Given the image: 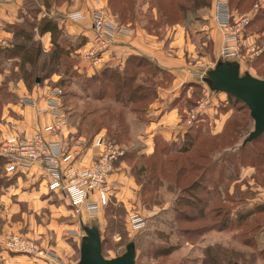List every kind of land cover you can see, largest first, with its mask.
<instances>
[{
    "label": "rangeland",
    "instance_id": "obj_1",
    "mask_svg": "<svg viewBox=\"0 0 264 264\" xmlns=\"http://www.w3.org/2000/svg\"><path fill=\"white\" fill-rule=\"evenodd\" d=\"M45 1L58 6L74 0H34L33 4L26 0L23 18L15 25L23 33L7 45L0 44L4 47L0 49V123L6 121L5 112L20 120L12 104H25L21 97L26 96V89L45 86V98L50 89L59 91L64 113L65 125L54 136L68 145L82 140L84 163L96 157L97 148L91 144L98 134L115 142L124 154L114 162L106 203L93 213L88 207L72 206L60 190H50L41 169L5 174L0 166V257L26 255L8 249L4 243L8 237L20 236L49 248L54 264H76L83 226H88L98 229L105 258L123 254L131 241L135 264H212L206 263L207 255H221L223 249L230 253L231 262L243 263L246 258L242 255L253 251L239 239L253 237L251 229L264 221V212L258 211L264 210V200H258L264 198V133L255 141L244 142L254 127L248 107L225 92H210L204 79L216 63L234 60L242 62L243 72L264 79V0H108L112 12L92 0L95 5L87 11L54 12L63 21H78L70 19L76 14L82 17L79 21L89 20L90 35L85 36L84 43L59 33L57 57L52 50L42 52L32 64L18 58L9 61L7 58L20 54L16 44L25 43L28 49L37 46L35 27L47 20L58 27L54 15L42 18L38 14ZM225 4L231 23L247 17L236 56L224 54L227 43L218 21ZM97 20L102 24L94 29ZM211 20L222 35L217 53L206 29ZM108 24L111 27L106 29ZM174 26H179L183 60L196 81L181 85L171 103L182 128L169 137L156 131L149 141L147 112L158 98L159 87L171 82V72L143 56H131L123 65L115 66L103 64L102 59L118 37L140 34L148 36L144 47L161 40L166 52L176 56L182 51L178 52L174 44ZM106 32L109 38L103 45L91 40L95 35L107 37ZM25 34L32 40L25 41ZM164 34L166 40L162 39ZM82 61L89 63L88 68L100 66L87 70L81 68ZM23 90L25 93L20 94ZM31 101L28 105L35 106L36 100ZM221 114L228 115L227 119L214 133ZM15 122L12 125L19 124ZM248 165L254 167L252 180L241 178ZM88 202H97L96 196L90 195ZM133 212L144 217L137 229L128 219ZM248 212L245 222L238 225L237 217L243 215V219ZM221 223L226 228L216 232ZM208 228L213 230L209 234ZM213 242L218 250L211 247L206 254V246ZM245 261L243 264H254Z\"/></svg>",
    "mask_w": 264,
    "mask_h": 264
},
{
    "label": "crops",
    "instance_id": "obj_2",
    "mask_svg": "<svg viewBox=\"0 0 264 264\" xmlns=\"http://www.w3.org/2000/svg\"><path fill=\"white\" fill-rule=\"evenodd\" d=\"M33 4L34 0H27ZM97 1L96 5H104L106 10L110 12L111 7L109 5L108 0H95ZM26 0H0V41H3V43L0 42V44H5L7 45L13 38L15 37L14 34V28L15 25L18 21H21L23 18L22 12H24V8H26L25 3ZM95 3H93L92 0H74L73 3H67L65 5H58L56 6L55 3L53 5H48L47 2L45 1L42 9H40V13H38L42 18L49 15H54L55 18L58 19V27H59V33L60 35L63 33L65 34L70 40L72 41H79V43L84 39L85 36L89 37V20H81V21H76V22H69V21H63L59 16H56L54 12L56 10L58 11H70L73 9H82L83 11H87L88 9H92L94 7ZM54 8V9H53ZM50 12V13H49ZM112 12V10H111ZM51 18V17H49ZM55 23V22H54ZM179 26H174V38L176 44V49L179 51H182V53L177 54L176 56H171L169 53L166 52L165 47L163 46L161 40H158L157 42H149L148 46L144 47L142 43L148 39L147 35L140 34L139 36H120L116 39V42L113 44V46L109 49L108 55L105 56L102 60H104L102 63H110L111 65L115 66L118 65L117 63H120L123 65L124 62L127 61L129 57H135V56H143L146 58H149L150 61L153 60L155 63L158 64L159 67L163 69V71H169L172 74L171 77V82L166 81L164 82L158 89L157 91V99L154 101L153 106L150 107L149 112H147V115L149 117V126L148 130L149 133L147 135L148 140L152 138L153 134L158 131L161 133L163 136H172L176 134L182 127L179 125V116L177 115V109L174 107L172 103V100L176 96L177 90L180 88L181 85L184 83H189V82H194L196 79H194L193 74L190 72L191 67L190 65H185L184 63V52H183V44L181 43V40H183L182 37H180V29L178 28ZM208 28V29H207ZM208 30L207 32L209 35L213 38L214 41V48L216 50V53L218 51V48L221 43V31L220 29L215 26L214 22L211 20L209 27H206ZM35 33V38L40 44L43 53H49L52 50H54V42L52 40V35L49 31H38V29L35 27L33 29ZM167 34V32L165 33ZM164 34V35H165ZM162 37V39L166 40V35ZM254 34H249V37L252 38V40L255 38ZM251 40V39H250ZM185 41V39H184ZM85 42V41H84ZM7 43V44H6ZM79 43L76 45V47L79 45ZM83 43V42H81ZM76 47H74V53L77 51ZM83 47V46H82ZM80 46L78 48V51L82 49ZM186 47V46H185ZM4 48V47H3ZM0 47V49H3ZM169 48H172V45H170ZM189 51L192 52L193 48L190 47ZM104 54V53H103ZM189 54V53H188ZM9 61L10 60H17V58H7ZM108 61V62H105ZM234 62L238 63L239 66V74L242 75L244 72V67L242 66V62L240 63V60H234ZM187 63V61H186ZM88 62L82 61L81 63V68H85L87 70H92V69H98V67L95 68H88ZM120 65V66H121ZM184 65V66H181ZM181 66V69H176L175 67ZM189 67V68H188ZM86 70V71H87ZM210 70V69H209ZM243 72V73H241ZM248 72V71H247ZM250 73V72H249ZM205 82V81H204ZM208 90L210 92H216V90L211 89L207 83L205 82ZM26 96H32L33 99L36 100L35 106H31L28 104H22V102L19 101V104H12V108L18 112V119L16 120L11 118L10 116H7V112L4 113V117H6V121L3 123H0V135H4V137L10 136L13 134V132L16 129H26V130H32L36 128L39 125H44L50 122V117L47 113L41 114V115H36L34 109H46V103H45V93L47 92V87H40L39 85H35L32 90L26 89ZM25 93L24 90L23 92L21 91L20 94ZM24 97V96H23ZM219 118L218 124H217V129H215L214 133H218L221 128L223 127V124L225 120L227 119L228 115H223ZM13 121H16L15 124L12 125ZM7 122V123H6ZM11 126V127H10ZM16 127V129H15ZM14 128V129H13ZM13 129V130H12ZM150 141V140H149ZM244 143V142H243ZM89 152V151H88ZM87 152V153H88ZM253 173H254V167L248 165L245 166L242 170V177H250L251 180L253 179ZM257 200V199H253ZM258 200H264L258 199ZM261 213V212H260ZM264 221L261 222L258 226L255 228L251 229L253 234H255L253 238L250 239L249 242H244L241 239V243H244L249 250H252L253 254L247 255H242L243 258L248 259L251 263L254 262V264H262L264 262V257L263 256H257L254 253L256 252L255 250L263 248L264 247ZM261 224H263L261 226ZM260 226V227H259ZM259 227V229H257ZM213 228V227H212ZM212 228H208L209 234L212 232ZM225 229V228H224ZM222 228L217 227L216 232H220L221 230H224ZM237 229V228H236ZM236 236V235H235ZM238 237V235H237ZM208 244V243H207ZM215 242L212 244H208L207 247V252L206 254L209 253L211 247H215L214 251L216 252L218 248L216 247ZM223 249V248H222ZM223 254L219 255L217 253H213L214 255L212 256L211 253L208 256V259L206 260V263H212V264H230V253L226 250L223 249ZM217 254V255H216ZM32 256V257H29ZM217 257V258H216ZM215 258V259H213ZM240 258V259H243ZM244 259L243 263L247 262ZM233 262L235 264H243L240 261L234 260ZM204 263V262H203ZM0 264H54L53 261L33 255H17V256H10L6 258L5 256L0 257Z\"/></svg>",
    "mask_w": 264,
    "mask_h": 264
},
{
    "label": "built area",
    "instance_id": "obj_3",
    "mask_svg": "<svg viewBox=\"0 0 264 264\" xmlns=\"http://www.w3.org/2000/svg\"><path fill=\"white\" fill-rule=\"evenodd\" d=\"M219 10L220 24L224 28V39L227 43L224 54L236 56L238 43L242 39L243 26L247 17H239L231 23V15L227 5H221ZM82 18L79 14L70 15L71 20ZM102 24L97 20L94 29ZM111 27L109 24L106 29ZM108 31V30H107ZM95 35L91 40L99 46L109 38ZM45 98L46 109H37L38 114L48 113L50 122L37 126L32 130L16 129L7 137H0V158L5 174H24L27 172L42 171L48 180L50 190H60L66 200L74 207H88L90 212L96 211L98 205H104L110 189V177L115 167L114 162L124 154V151L113 141L102 135H97L92 140V147H96L97 154L90 163H84L86 150L81 145L82 140H77L74 145L61 141L56 135L65 125L64 113L60 109L59 91L49 90ZM25 104L31 103V97H21ZM90 195L96 196L97 202L89 203ZM87 202V203H86ZM130 225L136 229L144 222L140 213H130ZM5 246L24 254L53 260V252L49 248H42L34 241L11 236L4 240Z\"/></svg>",
    "mask_w": 264,
    "mask_h": 264
},
{
    "label": "water",
    "instance_id": "obj_4",
    "mask_svg": "<svg viewBox=\"0 0 264 264\" xmlns=\"http://www.w3.org/2000/svg\"><path fill=\"white\" fill-rule=\"evenodd\" d=\"M35 81L38 82L39 78ZM204 81L211 89L225 92L248 107L254 127L244 142L253 141L264 133V79L257 78L247 71L240 75L238 63L220 61L206 72ZM83 231L76 264H135L133 242L126 244L123 254L105 258L101 252L98 229L83 226Z\"/></svg>",
    "mask_w": 264,
    "mask_h": 264
},
{
    "label": "trees",
    "instance_id": "obj_5",
    "mask_svg": "<svg viewBox=\"0 0 264 264\" xmlns=\"http://www.w3.org/2000/svg\"><path fill=\"white\" fill-rule=\"evenodd\" d=\"M56 30H58V32H57V34H55L56 33ZM38 31H49L50 33H51V35H52V40H53V42H54V56L55 57H57V54L59 53V47H58V42L56 41V36L57 35H59V29H58V27L56 26V24L54 23V22H52V21H50V20H47V21H45L43 24H41L40 26H38ZM23 33V29H19V28H15L14 29V34H15V37H18V36H20L21 34ZM24 39H25V41H31L32 40V38L28 35V34H25V37H24ZM86 40V38L84 37V39L81 41V42H83L84 43V41ZM38 42V41H37ZM27 45L24 43H22V44H16V47L17 48H19V52H18V54L19 55H16V54H14L12 57H10V58H18L20 61H22V62H26V63H29V64H32L33 63V60H34V58L35 57H38L43 51H42V48H41V46H40V44L39 43H37V46L35 47L34 45H31L30 47H29V49H28V47H26ZM60 55V54H59ZM112 76H111V78H113V76H114V73H112L111 74ZM261 136H263V135H261ZM260 138V137H259ZM259 138H257V139H259ZM255 141V140H254ZM247 143V142H246ZM246 143L244 144V145H242L241 147H240V149H244V147L246 146ZM244 157V156H243ZM241 161H242V159H240V163H241ZM2 160H1V158H0V166H2ZM197 204L199 205V199L197 200ZM189 205V204H188ZM187 205V206H188ZM201 210V209H200ZM259 212L261 211V212H264V210H258ZM250 213L248 212V213H246L244 216L245 217H243V219L241 218L242 216H239V217H237V221H238V225L245 219V218H248V215H249ZM245 221H243L242 223H244ZM225 224H223V223H221V224H219V225H217V227H219V228H222V229H224V228H226L225 226H224ZM214 226V225H213ZM242 237V236H241ZM250 239H253V238H249V237H244L243 239H241L242 241H244V242H249L250 241ZM257 251L259 252V254H258V252H255V254L258 256H263L264 257V247L262 248V249H257ZM224 253V252H223ZM225 254V253H224ZM232 254V253H231ZM217 255V254H216ZM215 256V255H214ZM217 258V257H216ZM206 259H207V256H206ZM213 259H215V258H213ZM231 262V261H230ZM230 264H235L233 261L230 263ZM263 264H264V262H263Z\"/></svg>",
    "mask_w": 264,
    "mask_h": 264
}]
</instances>
